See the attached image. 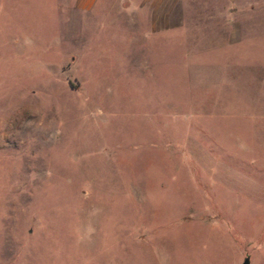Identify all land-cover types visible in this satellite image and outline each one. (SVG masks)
<instances>
[{
	"label": "rangeland",
	"instance_id": "obj_1",
	"mask_svg": "<svg viewBox=\"0 0 264 264\" xmlns=\"http://www.w3.org/2000/svg\"><path fill=\"white\" fill-rule=\"evenodd\" d=\"M264 264V0H0V264Z\"/></svg>",
	"mask_w": 264,
	"mask_h": 264
},
{
	"label": "water",
	"instance_id": "obj_2",
	"mask_svg": "<svg viewBox=\"0 0 264 264\" xmlns=\"http://www.w3.org/2000/svg\"><path fill=\"white\" fill-rule=\"evenodd\" d=\"M241 264H249L248 263V259L247 258H244L243 261L241 262Z\"/></svg>",
	"mask_w": 264,
	"mask_h": 264
}]
</instances>
